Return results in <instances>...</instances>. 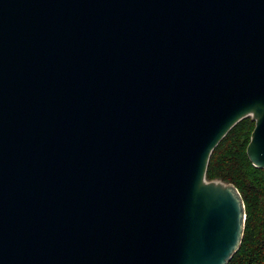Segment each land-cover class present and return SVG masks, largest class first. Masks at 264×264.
<instances>
[{"label":"water","instance_id":"95a60500","mask_svg":"<svg viewBox=\"0 0 264 264\" xmlns=\"http://www.w3.org/2000/svg\"><path fill=\"white\" fill-rule=\"evenodd\" d=\"M245 118L264 171V0H0V264H228Z\"/></svg>","mask_w":264,"mask_h":264},{"label":"trees","instance_id":"16d2710c","mask_svg":"<svg viewBox=\"0 0 264 264\" xmlns=\"http://www.w3.org/2000/svg\"><path fill=\"white\" fill-rule=\"evenodd\" d=\"M254 122L237 123L213 150L206 180L235 186L246 213L243 239L228 264H264V171L253 167L246 155Z\"/></svg>","mask_w":264,"mask_h":264},{"label":"rangeland","instance_id":"374dc122","mask_svg":"<svg viewBox=\"0 0 264 264\" xmlns=\"http://www.w3.org/2000/svg\"><path fill=\"white\" fill-rule=\"evenodd\" d=\"M208 181V180H207ZM213 181H218V180H213Z\"/></svg>","mask_w":264,"mask_h":264}]
</instances>
